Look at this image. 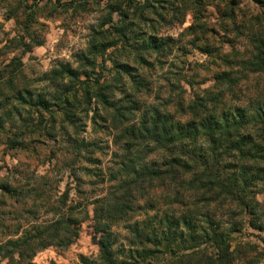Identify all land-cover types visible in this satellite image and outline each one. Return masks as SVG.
Returning <instances> with one entry per match:
<instances>
[{
  "label": "trees",
  "instance_id": "16d2710c",
  "mask_svg": "<svg viewBox=\"0 0 264 264\" xmlns=\"http://www.w3.org/2000/svg\"><path fill=\"white\" fill-rule=\"evenodd\" d=\"M255 19L259 29L253 51L237 59V66L245 71L215 74L213 86L195 94L186 106L178 99L172 113L166 110L167 102L143 104L140 98L150 89L126 63L115 65L116 76L122 71L130 87L117 89L98 79L90 82L87 73L80 80L69 63H59L45 75L54 89L49 95L13 87L3 95L0 88L1 131L7 122L28 123L22 117L27 109L36 113L38 128L47 126L48 136L57 123L61 129H76L83 116L93 127L116 130L114 144L120 150L115 154L116 165L105 173L99 165L91 169V177L106 181L107 192L90 203L71 200L64 212L52 207L46 211L50 219L6 235L0 241L1 258L35 264L32 259L37 252L48 246L68 247L78 237L81 222L91 219L98 254L95 259L80 256V264H158L155 260L160 256H167V264H238L240 260L251 264L259 260L264 253L256 251L254 244L245 243L244 250L239 246L232 249V235L242 225L264 233V83L254 85L243 105L225 96H235L236 85L248 74L264 81V17L257 14ZM115 29L126 43V29ZM171 42L148 35L139 49L161 54ZM138 60L149 63L141 54ZM222 60L232 62L228 57ZM117 93L121 97H115ZM98 110L104 114L99 115ZM176 112L187 119L176 118ZM21 132L11 141L21 144ZM68 142L77 155L90 148L92 155L97 147L91 141ZM93 159L91 156V162ZM81 184L79 181L77 186ZM0 190L7 196L16 193L7 183H0ZM75 191L82 192L78 187ZM88 204L93 205L91 218ZM218 211L225 214L224 221L216 215ZM138 216L143 218L136 219ZM118 226L125 232L122 241Z\"/></svg>",
  "mask_w": 264,
  "mask_h": 264
},
{
  "label": "rangeland",
  "instance_id": "374dc122",
  "mask_svg": "<svg viewBox=\"0 0 264 264\" xmlns=\"http://www.w3.org/2000/svg\"><path fill=\"white\" fill-rule=\"evenodd\" d=\"M257 14L264 17V0H0V88L3 95L10 87L49 95L54 89L45 75L59 63H69L80 74V80L87 73L90 82L98 79L100 84L130 87L122 71L116 76L115 65L126 63L135 68L151 90L140 98L143 104L167 102L166 110L172 113L178 99L186 106L195 94L213 86L215 74L231 69L245 71L237 63L253 51V39L259 29ZM115 28L126 29V43L118 38ZM148 35L170 38L171 46L161 54L153 50L146 54L139 47ZM140 54L148 59V65L139 62ZM225 57L232 62H223ZM259 82L264 83L262 77L248 74L236 85L235 96H225L243 105ZM115 97L121 95L117 93ZM98 114L104 112L98 110ZM174 116L182 121L188 117L177 112ZM22 117L28 123L7 122L5 130H0V183H7L16 191L7 196L0 190V241L17 230L28 229L34 222L50 219L46 211L52 207H61L64 212L72 205L71 200L90 203L103 195L108 184L91 177V169L99 165L105 173L116 165L115 154L120 153L114 144L116 130L93 127L83 116L76 129H61L57 123L51 136L46 134L47 126L40 125L45 130L38 128L35 112L27 109ZM19 132L24 138L21 144L11 141ZM74 140L95 142L97 147L92 155L91 148L77 155L68 142ZM79 181L82 184L77 186ZM77 187L80 194H76ZM262 197L257 196L259 201ZM165 207L162 205V209ZM87 208L91 218L93 205L88 204ZM216 215L226 219L223 213ZM33 217H38V221ZM239 228L232 235V249H243L245 243H250L264 253V233L248 225ZM117 229L122 241L125 232ZM97 254L92 220L86 219L71 245L48 246L37 252L32 262L80 264V256L95 259ZM155 261L167 264V256ZM0 264L24 263H9L0 255ZM238 264L250 263L240 260ZM251 264H264V255Z\"/></svg>",
  "mask_w": 264,
  "mask_h": 264
}]
</instances>
